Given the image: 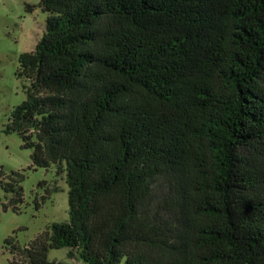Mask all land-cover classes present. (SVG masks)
Listing matches in <instances>:
<instances>
[{
    "label": "trees",
    "instance_id": "1",
    "mask_svg": "<svg viewBox=\"0 0 264 264\" xmlns=\"http://www.w3.org/2000/svg\"><path fill=\"white\" fill-rule=\"evenodd\" d=\"M38 5L6 131L65 175L69 219L7 237L6 264H65L48 258L62 247L88 264H264V0ZM24 171L0 170L4 210L21 211ZM159 179L171 221L144 209Z\"/></svg>",
    "mask_w": 264,
    "mask_h": 264
},
{
    "label": "rangeland",
    "instance_id": "2",
    "mask_svg": "<svg viewBox=\"0 0 264 264\" xmlns=\"http://www.w3.org/2000/svg\"><path fill=\"white\" fill-rule=\"evenodd\" d=\"M47 16L48 12L39 7L38 0H0V170L9 173L25 169L21 182L24 202L20 212L3 209L4 192L0 186V264L12 258L4 245L7 237L15 235L20 245H26L48 224L69 219L65 175L57 174L53 167H33L31 149L22 146L16 132L6 131L12 108L27 97L28 82L16 74L19 56L34 48L44 31ZM167 193V181L159 179L144 202V209L154 220H172L161 205ZM48 258L65 264H88L69 257L66 247L49 249Z\"/></svg>",
    "mask_w": 264,
    "mask_h": 264
}]
</instances>
